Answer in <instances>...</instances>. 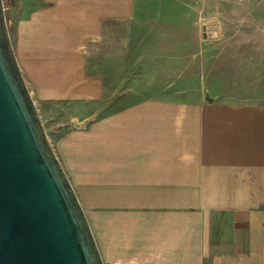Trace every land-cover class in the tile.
Segmentation results:
<instances>
[{
    "label": "crops",
    "instance_id": "crops-1",
    "mask_svg": "<svg viewBox=\"0 0 264 264\" xmlns=\"http://www.w3.org/2000/svg\"><path fill=\"white\" fill-rule=\"evenodd\" d=\"M14 1V49L39 107L100 103L89 46L145 27L135 20L150 10L146 0ZM206 97H147L53 128L105 264H264V100Z\"/></svg>",
    "mask_w": 264,
    "mask_h": 264
},
{
    "label": "rangeland",
    "instance_id": "rangeland-1",
    "mask_svg": "<svg viewBox=\"0 0 264 264\" xmlns=\"http://www.w3.org/2000/svg\"><path fill=\"white\" fill-rule=\"evenodd\" d=\"M4 3L14 46L15 1ZM146 4L150 10L135 20L145 27L131 23L110 29L99 44L89 46V73L106 89L100 103L37 104L51 115L42 118L51 143L53 128L71 116H86V110L104 116L147 97L191 99L200 89L220 98L264 100V0Z\"/></svg>",
    "mask_w": 264,
    "mask_h": 264
},
{
    "label": "water",
    "instance_id": "water-1",
    "mask_svg": "<svg viewBox=\"0 0 264 264\" xmlns=\"http://www.w3.org/2000/svg\"><path fill=\"white\" fill-rule=\"evenodd\" d=\"M206 101L211 102L209 95ZM0 264H105L20 68L4 0H0Z\"/></svg>",
    "mask_w": 264,
    "mask_h": 264
}]
</instances>
